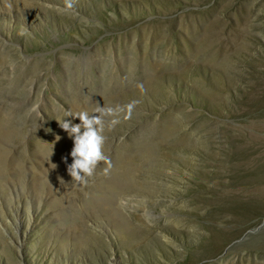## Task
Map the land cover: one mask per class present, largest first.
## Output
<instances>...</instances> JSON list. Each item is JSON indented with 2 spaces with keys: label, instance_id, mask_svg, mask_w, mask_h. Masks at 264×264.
<instances>
[{
  "label": "rangeland",
  "instance_id": "obj_1",
  "mask_svg": "<svg viewBox=\"0 0 264 264\" xmlns=\"http://www.w3.org/2000/svg\"><path fill=\"white\" fill-rule=\"evenodd\" d=\"M0 264H264V0H0Z\"/></svg>",
  "mask_w": 264,
  "mask_h": 264
},
{
  "label": "clouds",
  "instance_id": "obj_2",
  "mask_svg": "<svg viewBox=\"0 0 264 264\" xmlns=\"http://www.w3.org/2000/svg\"><path fill=\"white\" fill-rule=\"evenodd\" d=\"M68 8L72 7L69 2ZM138 87L142 88V85ZM127 105V116L131 117L134 104ZM96 114H89L87 111H81L73 115L70 110L65 111L67 116L73 119H79V124H74L71 120H62L57 122L59 126L68 133L73 140V148L71 150L72 163L68 165L67 171L71 176L72 181L79 183H86L87 178L92 176L95 169L101 161L110 163L109 158L103 152V145L105 143L104 131V117L116 114V109L110 106L101 107L96 104ZM123 111V109H121ZM118 120H112L110 123L114 126ZM59 136L56 137L58 141ZM54 168L56 165H54ZM61 182H64L61 180Z\"/></svg>",
  "mask_w": 264,
  "mask_h": 264
}]
</instances>
